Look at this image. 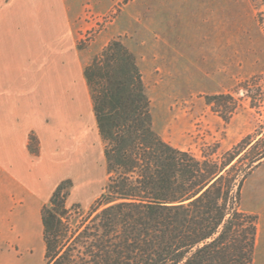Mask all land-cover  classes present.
<instances>
[{
	"label": "trees",
	"instance_id": "obj_1",
	"mask_svg": "<svg viewBox=\"0 0 264 264\" xmlns=\"http://www.w3.org/2000/svg\"><path fill=\"white\" fill-rule=\"evenodd\" d=\"M257 19L264 29V9ZM84 74L108 179L77 225L71 216L82 213L69 203L70 182L56 187L41 211L44 264H254L258 215L241 202L246 180L264 163V131L199 157L155 129L136 54L122 40L109 41ZM254 80L206 101L228 122L242 99L264 106Z\"/></svg>",
	"mask_w": 264,
	"mask_h": 264
},
{
	"label": "rangeland",
	"instance_id": "obj_2",
	"mask_svg": "<svg viewBox=\"0 0 264 264\" xmlns=\"http://www.w3.org/2000/svg\"><path fill=\"white\" fill-rule=\"evenodd\" d=\"M262 2L120 0L100 13L87 6L79 19L77 43L79 49L94 56L112 39L122 40L136 54L155 129L175 146L199 157L214 149L220 153L246 135L264 131V106L251 107L249 100L242 99V106L227 122L206 101V95L230 92L251 77L257 88L264 87V29L257 19L264 9ZM65 45L66 74L79 76L67 38ZM80 107L89 108L83 88ZM31 142L37 146L36 139ZM57 176L60 183L70 182L69 203L79 206L77 213H82L71 216L77 225L108 179L104 142L97 128L84 129L72 159L62 154ZM241 205L246 210L264 206V163L246 180ZM44 249L43 234L35 236L33 254L26 264H44Z\"/></svg>",
	"mask_w": 264,
	"mask_h": 264
},
{
	"label": "crops",
	"instance_id": "obj_3",
	"mask_svg": "<svg viewBox=\"0 0 264 264\" xmlns=\"http://www.w3.org/2000/svg\"><path fill=\"white\" fill-rule=\"evenodd\" d=\"M118 1L0 0V264L29 262L62 154L78 153L86 127L98 131L84 74L95 55L78 47L79 19L87 6L100 13ZM66 38L79 76L66 74ZM82 88L88 109L80 107ZM249 211L259 216L254 264H264V206Z\"/></svg>",
	"mask_w": 264,
	"mask_h": 264
}]
</instances>
